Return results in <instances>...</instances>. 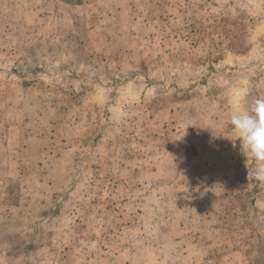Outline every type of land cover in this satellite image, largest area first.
<instances>
[{
  "label": "rangeland",
  "instance_id": "rangeland-1",
  "mask_svg": "<svg viewBox=\"0 0 264 264\" xmlns=\"http://www.w3.org/2000/svg\"><path fill=\"white\" fill-rule=\"evenodd\" d=\"M257 97L264 0H0V264H264Z\"/></svg>",
  "mask_w": 264,
  "mask_h": 264
},
{
  "label": "clouds",
  "instance_id": "clouds-1",
  "mask_svg": "<svg viewBox=\"0 0 264 264\" xmlns=\"http://www.w3.org/2000/svg\"><path fill=\"white\" fill-rule=\"evenodd\" d=\"M232 132L233 147L245 157L247 179L264 185V97H257L250 105L231 108L224 121Z\"/></svg>",
  "mask_w": 264,
  "mask_h": 264
}]
</instances>
